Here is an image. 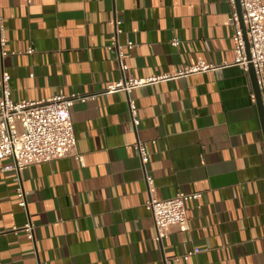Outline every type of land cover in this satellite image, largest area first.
<instances>
[{"label": "crops", "instance_id": "obj_1", "mask_svg": "<svg viewBox=\"0 0 264 264\" xmlns=\"http://www.w3.org/2000/svg\"><path fill=\"white\" fill-rule=\"evenodd\" d=\"M230 1L0 0L12 101L95 96L70 109L83 162L23 169L25 210L11 161H0V264H264V134L249 74L232 65ZM115 18L117 42L134 45L125 75L170 77L131 91L136 128L127 96L104 92L121 77L106 48ZM198 62L217 68L176 75ZM145 173L159 199L202 194L186 204L187 232L156 239ZM28 220L33 243L12 230Z\"/></svg>", "mask_w": 264, "mask_h": 264}, {"label": "built area", "instance_id": "obj_2", "mask_svg": "<svg viewBox=\"0 0 264 264\" xmlns=\"http://www.w3.org/2000/svg\"><path fill=\"white\" fill-rule=\"evenodd\" d=\"M240 14L236 10L235 0L230 1L231 13L229 24L233 28L234 58L232 65L242 69L245 73L252 68L264 111V0H238ZM121 22L114 19V33L110 37L107 50L114 49L115 59L119 64L121 77L105 88V93H124L127 96L128 110L134 128L139 125L136 108L129 97L132 90L169 79V76H151L137 79L126 76L127 65L123 62L124 49H131L134 45L117 42V35L121 32ZM179 41L173 39L171 46L177 47ZM4 40L0 39V57L6 54L1 51ZM31 54L32 50H28ZM217 67L198 62L184 68L176 75L198 74L213 71ZM10 77L4 74L0 80V161L8 159L16 174V200L19 208L26 209V193L19 180L20 172L28 166L48 163L63 158H73L82 163V156L77 154L76 140L71 122L70 109L76 101L92 99L95 96H81L79 94L65 95L59 91L45 100L14 102L10 98ZM250 98L255 103V95ZM133 150L142 168L148 161L144 144L137 141ZM144 182L147 192L145 206L149 210L156 239L161 242L168 235L170 228H177L180 232L189 230L186 215V204L197 201L201 193H177L172 198L159 199L153 178L146 173ZM13 232H22L25 238L34 242L35 225L28 220L20 228H12ZM1 233V232H0ZM4 234V232H2ZM190 254L183 256L186 259ZM176 261L179 258H174ZM167 264L169 263L166 262Z\"/></svg>", "mask_w": 264, "mask_h": 264}, {"label": "water", "instance_id": "obj_3", "mask_svg": "<svg viewBox=\"0 0 264 264\" xmlns=\"http://www.w3.org/2000/svg\"><path fill=\"white\" fill-rule=\"evenodd\" d=\"M235 4H236V10H237L238 14H240L238 0H235ZM248 74H249V77H250V80H251V83H252V86H253V93L255 95V104H256V107H257L259 119H260V122H261L262 131H263V134H264V111H263V108H262V101H261V98H260V93H259L258 88H257L256 78H255L254 72H253L251 67L249 69Z\"/></svg>", "mask_w": 264, "mask_h": 264}]
</instances>
